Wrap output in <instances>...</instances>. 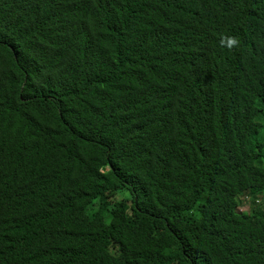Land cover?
I'll list each match as a JSON object with an SVG mask.
<instances>
[{"label":"trees","instance_id":"1","mask_svg":"<svg viewBox=\"0 0 264 264\" xmlns=\"http://www.w3.org/2000/svg\"><path fill=\"white\" fill-rule=\"evenodd\" d=\"M263 193L264 0H0V264H264Z\"/></svg>","mask_w":264,"mask_h":264},{"label":"rangeland","instance_id":"2","mask_svg":"<svg viewBox=\"0 0 264 264\" xmlns=\"http://www.w3.org/2000/svg\"><path fill=\"white\" fill-rule=\"evenodd\" d=\"M126 194L123 193V192H119L117 194V198H121L123 196H125ZM129 195H130V192H129ZM259 201L256 202V204H253V203H250V200L249 199H246L243 201V203L241 204L240 206V209L241 210H253V208H256V209H261L262 211H264V193L259 196Z\"/></svg>","mask_w":264,"mask_h":264}]
</instances>
